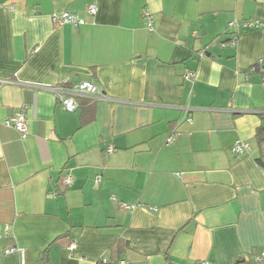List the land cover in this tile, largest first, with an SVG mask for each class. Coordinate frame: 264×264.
Masks as SVG:
<instances>
[{"label":"crops","instance_id":"crops-1","mask_svg":"<svg viewBox=\"0 0 264 264\" xmlns=\"http://www.w3.org/2000/svg\"><path fill=\"white\" fill-rule=\"evenodd\" d=\"M249 20L264 0H0V264H20L12 246L24 264H256L264 28ZM83 81L101 95L74 112L49 90ZM21 109L23 139L4 125Z\"/></svg>","mask_w":264,"mask_h":264},{"label":"built area","instance_id":"built-area-1","mask_svg":"<svg viewBox=\"0 0 264 264\" xmlns=\"http://www.w3.org/2000/svg\"><path fill=\"white\" fill-rule=\"evenodd\" d=\"M87 13L91 16H94L96 14V7L95 5H89L87 7ZM145 23L149 30H152V19L150 18L149 14L147 12L143 13ZM52 22L56 25H64V24H70L73 26H81L84 23V20L79 18L78 16L69 13V12H62V13H56L52 15ZM234 22L230 23L229 26H232ZM242 28L244 29H259L264 28V22L259 20H249L244 21L242 23ZM237 42V37H234L230 45L233 47L235 46ZM262 64V61L259 60L254 66L251 67L250 71H255L257 68H259ZM194 77L193 72H189L184 76L185 80H192ZM53 94L56 100L59 102V104L63 107V109L67 112H74L79 107V100L82 98L86 99H95L101 95L100 90L96 87V85L92 81H83L77 85L67 86V85H57L49 89ZM187 121L190 123L191 120L188 118ZM4 125L6 127L13 128L16 130L20 137L23 139L27 136V128H26V115L24 109H21L17 112H15L11 117L5 119ZM173 140V137L170 136L167 139L168 143H171ZM250 147L247 142L237 140L233 146L231 147V152L236 155L240 156L243 153L249 152ZM108 153L112 152V148L109 147L107 149ZM100 177L97 176L95 179V183H99ZM73 179L70 176H65L61 184L63 187H70L72 185ZM51 197H56L57 193L52 192L50 194ZM124 208L129 209V206L122 205ZM76 249V241H71L67 247V250L69 252H73ZM5 254L10 253H17L19 255L20 264H24V250L22 248L12 246L7 249H5ZM252 260L256 264H264V249L261 250L258 254L253 255ZM118 264H126L125 261H118ZM96 264H109V261L107 259H100ZM195 264H211L209 261H202L197 262Z\"/></svg>","mask_w":264,"mask_h":264},{"label":"trees","instance_id":"trees-1","mask_svg":"<svg viewBox=\"0 0 264 264\" xmlns=\"http://www.w3.org/2000/svg\"><path fill=\"white\" fill-rule=\"evenodd\" d=\"M262 122H264V116L261 117ZM256 143L258 144L261 154L260 156L256 159V163L264 169V129L258 128L255 133L254 137Z\"/></svg>","mask_w":264,"mask_h":264}]
</instances>
